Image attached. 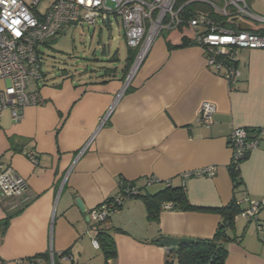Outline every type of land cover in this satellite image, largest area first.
Instances as JSON below:
<instances>
[{"label":"crops","instance_id":"1","mask_svg":"<svg viewBox=\"0 0 264 264\" xmlns=\"http://www.w3.org/2000/svg\"><path fill=\"white\" fill-rule=\"evenodd\" d=\"M184 2L207 17L225 5L224 0ZM241 22L256 29L249 20ZM168 40L181 43L175 30L158 34L131 74L123 70L125 62L110 72L62 73L53 80L44 74L43 105L26 107L18 120L10 110L2 114L0 159L27 187L21 196L0 193V220L13 215L0 236V264H22L51 251L70 256L63 264H167L169 248L157 242L159 236L211 238L223 219L213 209L228 205L244 188L251 197L264 198V136L241 162L239 188L229 172L233 127L264 128V49H241L240 75L230 83L208 66L201 46L170 48ZM205 101L217 107L211 127L198 119ZM208 166L216 167L214 176H190L183 183V173ZM121 180L135 182L143 193L184 185L199 208H166L159 221H149L143 199L127 198L100 224L116 247V255L106 259L93 244L98 229L91 227L90 211L116 195ZM260 235V242L247 235L229 243L226 264H264ZM170 261L179 264L176 257ZM44 263L42 258L37 264Z\"/></svg>","mask_w":264,"mask_h":264},{"label":"built area","instance_id":"2","mask_svg":"<svg viewBox=\"0 0 264 264\" xmlns=\"http://www.w3.org/2000/svg\"><path fill=\"white\" fill-rule=\"evenodd\" d=\"M179 0H0V117L10 110L13 119L18 120L28 106L43 105L40 82L44 78L39 46L45 45L57 36L64 26L86 23L95 25L99 20L108 23L112 16L121 19L128 45L138 49V56L132 69H136L154 37L165 30H176L187 21L196 44L207 54L209 67L228 80L235 81L240 75L237 67L241 49H264V33L254 30H238L207 16H196L185 20ZM224 7H217L220 14L234 20L252 19L263 21L248 6L246 0H224ZM41 4H46L41 8ZM217 107L213 102L201 104L198 119L201 124L211 127ZM264 136V128L235 126L229 136L233 151L230 164L240 167L241 162L258 146ZM33 161L35 153H28ZM216 173L215 166L204 167L182 174L183 183L190 176H209ZM26 181L15 172L11 165L0 159V193L21 196ZM114 199L90 211L91 227L100 224L119 210L123 202L134 193L128 182ZM245 204L244 213L249 222L256 221L262 233L260 214L264 211V198L250 196L242 189L237 199ZM170 208L171 204H165ZM99 247L97 238L93 239ZM52 264L54 252L51 251ZM70 256L65 254L63 260ZM22 261V264L39 263Z\"/></svg>","mask_w":264,"mask_h":264},{"label":"trees","instance_id":"3","mask_svg":"<svg viewBox=\"0 0 264 264\" xmlns=\"http://www.w3.org/2000/svg\"><path fill=\"white\" fill-rule=\"evenodd\" d=\"M184 1L185 0H179L178 6L184 5L185 3ZM194 5L188 3L183 7V14L185 20L197 16V13L193 11L195 9ZM210 18H213L216 21L223 23L227 27H233L238 30L251 29L257 32L264 33V28L253 29L252 26L248 28H241L237 20H234L230 17L224 16L217 12H215L213 16H210ZM175 31H177L178 35L181 37V43L175 45L170 40H168L170 48H174L179 45L180 46L198 45L195 43L193 39L192 30L188 26L187 21L181 24L178 27V29H176ZM48 43L45 45H48ZM137 53H138V49H133L130 47V54L126 58L125 65L123 67V70L125 71L126 74L131 70ZM115 57L116 55L113 58ZM103 68L104 69L106 68L105 71L107 70V72H110L111 70V68H107L105 66L102 67V69ZM63 74H69V72L67 70H63ZM229 82L232 83V80L229 79ZM229 172L233 180L234 187L239 188L243 184V179L240 173V167H236L235 165L230 164ZM123 182L126 183L125 180H123ZM128 185L131 188L134 187L135 189L134 190L135 192L131 194V197L137 196L143 199L147 208V217L149 221H159L160 213L163 209H166L165 204L167 203L171 204L170 209L179 208L183 210H195L199 208L190 203L189 198L187 196L186 187L184 185L173 186L172 184H168L163 189H161L156 193H149V192L143 193L141 191V188L137 187L135 182L133 181L128 182ZM123 187L124 185H119V192H121ZM116 195L112 196L106 202H109L110 200L114 199ZM237 199L238 198L234 196L232 201L225 207L213 209L215 211L220 212L223 218L213 237L197 238V239H193V242L191 243L180 244L175 248H169L167 255V264H170L171 262L170 260L173 257L177 258L179 264H226L227 257L229 254V250H228L229 243L241 242V238L236 234H232L231 232L235 228L236 216L242 211L241 205L238 204ZM12 217L13 215L9 214L0 220V236H3L5 234ZM97 233H98L97 239L100 244L99 247L104 253L105 258L108 259L115 256L116 247L112 234L109 233L106 229H103L101 226L98 228ZM65 254L66 253H62L58 255L54 253V257H53L54 264H63L61 259L62 256ZM37 257H39L41 260L42 258H44L45 260L44 264H51L52 262L50 253L39 255ZM35 258L36 257L24 261L33 262ZM34 264L37 263L34 262Z\"/></svg>","mask_w":264,"mask_h":264},{"label":"rangeland","instance_id":"4","mask_svg":"<svg viewBox=\"0 0 264 264\" xmlns=\"http://www.w3.org/2000/svg\"><path fill=\"white\" fill-rule=\"evenodd\" d=\"M251 2L254 13L260 16L264 14V0H251ZM45 5L41 4L40 7L44 8ZM246 20L251 21L256 29H259L260 25H264L261 21ZM111 27L108 23L100 20L95 25L82 23L64 26L48 45L39 46L44 74L53 80L61 75L63 70L79 76L99 71L104 66L121 67L130 54V46L124 36L125 30L121 20L118 23L113 16ZM165 32L168 30L163 33ZM104 49H110V52L106 51L105 54ZM115 55L118 56L116 61L113 58ZM241 206L242 211L235 219V228L231 231L232 234H236L240 238L251 235L256 242H260L257 238V222H248L244 213L246 205L242 204ZM260 218L262 233L260 232L261 235L260 233L259 235L264 239V211L260 214Z\"/></svg>","mask_w":264,"mask_h":264},{"label":"water","instance_id":"5","mask_svg":"<svg viewBox=\"0 0 264 264\" xmlns=\"http://www.w3.org/2000/svg\"><path fill=\"white\" fill-rule=\"evenodd\" d=\"M238 22H239L241 28H248L249 27V26L245 25L244 23H242L240 20ZM138 66H139V64H138ZM134 68L131 70L130 74L133 73L134 70H136ZM77 203L80 206L81 210L83 212H85L86 209H85V206L83 205L81 199H77ZM157 242L161 246L168 247V248H175V247H177L180 244L191 243V242H193V239H190V238H177V237H172V236H169V235H161V236H159L157 238Z\"/></svg>","mask_w":264,"mask_h":264}]
</instances>
